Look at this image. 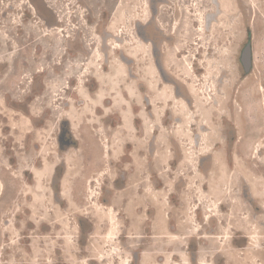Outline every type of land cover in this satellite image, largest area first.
Segmentation results:
<instances>
[{
  "label": "rangeland",
  "instance_id": "1",
  "mask_svg": "<svg viewBox=\"0 0 264 264\" xmlns=\"http://www.w3.org/2000/svg\"><path fill=\"white\" fill-rule=\"evenodd\" d=\"M220 5L0 0V264H264V0Z\"/></svg>",
  "mask_w": 264,
  "mask_h": 264
},
{
  "label": "bare ground",
  "instance_id": "2",
  "mask_svg": "<svg viewBox=\"0 0 264 264\" xmlns=\"http://www.w3.org/2000/svg\"><path fill=\"white\" fill-rule=\"evenodd\" d=\"M168 1V0H167ZM221 2V10L219 9V11H222V13H225L226 14V10L224 9V7H223V3H227V2H230V0H218V2ZM225 1V2H224ZM47 2H48V0H47ZM241 3V2H240ZM212 4V3H211ZM242 4V3H241ZM247 4V3H246ZM51 6V5H50ZM176 12V11H175ZM208 12H207V20H206V22H208L209 20H208ZM203 16V15H202ZM201 16V17H202ZM204 18V16L201 18V19H203ZM205 19H206V16H205ZM140 21V20H139ZM155 21V20H154ZM157 21V20H156ZM199 21V20H198ZM217 21V20H216ZM158 25H159V27H161L162 29H166V27H165V25H164V23L158 18ZM203 24V21H202V23H201V25ZM207 24V23H206ZM158 27V26H157ZM175 28V27H174ZM163 32V31H162ZM133 33V38H135V40H137L138 42H141V40H139V38L135 35L136 33H134V31L132 32ZM168 35H170V36H173V33H172V28H170V30H169V33H168ZM167 35V36H168ZM206 38V37H205ZM186 71V72H185ZM182 74H188L189 75V70L187 69V70H184V73H182ZM177 80V79H176ZM208 85H210L209 83H208ZM208 85H206V87H205V89H207L208 88ZM210 91H212V88L210 89ZM59 99V98H58ZM186 113V112H185ZM187 114V113H186ZM200 128H203V125H201L200 126ZM204 128L205 129H207V126H204ZM1 187H2V183H1V180H0V195H1ZM29 224H31V221H29ZM45 225V224H44Z\"/></svg>",
  "mask_w": 264,
  "mask_h": 264
},
{
  "label": "water",
  "instance_id": "3",
  "mask_svg": "<svg viewBox=\"0 0 264 264\" xmlns=\"http://www.w3.org/2000/svg\"><path fill=\"white\" fill-rule=\"evenodd\" d=\"M239 60L242 64L244 70L247 71L249 69V65H250V51H249V45L248 44H246L244 46V48L242 49ZM154 64H155V67H156L157 71L159 72L160 76L163 78L162 68L158 65V63L156 61ZM175 92H176V89H175Z\"/></svg>",
  "mask_w": 264,
  "mask_h": 264
},
{
  "label": "flooded vegetation",
  "instance_id": "4",
  "mask_svg": "<svg viewBox=\"0 0 264 264\" xmlns=\"http://www.w3.org/2000/svg\"><path fill=\"white\" fill-rule=\"evenodd\" d=\"M251 38H252V34H246V41L244 42V44H242V46L240 47L239 49V54H238V61H239V64L242 68V71L244 74H247L251 71L252 67H253V47H252V43H251ZM248 44L249 45V51H250V65H249V69L247 71L244 70L239 58H240V54H241V51L242 49L244 48V46Z\"/></svg>",
  "mask_w": 264,
  "mask_h": 264
}]
</instances>
